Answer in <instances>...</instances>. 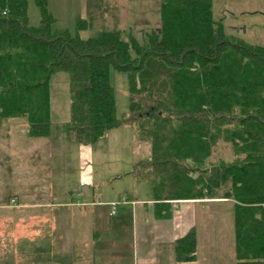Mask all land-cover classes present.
<instances>
[{"label":"trees","instance_id":"1","mask_svg":"<svg viewBox=\"0 0 264 264\" xmlns=\"http://www.w3.org/2000/svg\"><path fill=\"white\" fill-rule=\"evenodd\" d=\"M0 0V123L25 116L28 134L51 133L50 85L64 70L70 87L69 138L94 143L133 124L151 145L135 168L158 200L224 197L234 201L236 264H264V45L228 32L212 0H162L157 27L92 28L87 18L53 29L48 0ZM92 5H100L97 0ZM102 21L103 20L99 19ZM126 71L130 110L119 118L111 68ZM236 155L213 156L220 141ZM177 264H196L194 229L175 243Z\"/></svg>","mask_w":264,"mask_h":264},{"label":"crops","instance_id":"2","mask_svg":"<svg viewBox=\"0 0 264 264\" xmlns=\"http://www.w3.org/2000/svg\"><path fill=\"white\" fill-rule=\"evenodd\" d=\"M92 1L82 0L84 10L73 20L87 18ZM105 2L110 0L98 1ZM54 112L51 95L48 136H30L27 118L10 117L0 123V264H177L174 243L191 229L197 238L196 264L222 260L213 205L232 199L158 200L153 180L147 175L139 180L134 168L123 171L132 177L129 184L106 176L97 181L92 144L72 140L61 124L53 129ZM63 118L62 123L70 117L65 113ZM126 126L112 128L121 144L136 137L134 127L131 132ZM74 143L79 180L68 181L62 167L64 182L57 183L56 164H63L64 147ZM57 148L63 150L60 156ZM125 240L130 242L128 251Z\"/></svg>","mask_w":264,"mask_h":264},{"label":"rangeland","instance_id":"3","mask_svg":"<svg viewBox=\"0 0 264 264\" xmlns=\"http://www.w3.org/2000/svg\"><path fill=\"white\" fill-rule=\"evenodd\" d=\"M81 1L49 0L48 8L55 16L53 23L54 30L63 27L74 28L76 20H73L72 17L74 15L76 17L84 10L81 7ZM120 1L126 4H118V0H110V3L105 2L104 5L100 3L99 6L89 4V13L91 7L96 6L92 13L93 26L92 28L82 30L81 35L87 37L94 30L103 27H122L123 31H128L130 28L141 31L146 27H155L160 24V5L162 0ZM109 4L110 7L108 8ZM212 6L215 18L223 22L224 28L228 32L237 33L247 42L264 45V0H212ZM89 13L86 14V17L89 16ZM28 16L31 24L39 23L41 13L35 0H29ZM107 17H110L111 21L107 22ZM99 19H103V24ZM110 76L115 88L116 113L119 118H122L130 110L128 74L126 71L117 70L112 67ZM50 95H52V101L55 106L52 128L55 129L57 124H61V130L64 131L63 123L60 121L64 119L65 113L67 119L70 117L71 104L70 87L66 71L58 70L53 74ZM19 117L26 119L25 116ZM126 127L131 132L134 129L133 124H128ZM114 130L110 129L94 143H91L93 148L92 165L96 180H101L106 176L108 177L107 179L110 178V181L129 184L132 177H128L129 173H123V171L131 170L132 168L135 169L137 178L142 180L145 177L143 166L135 168V165L138 160L148 161L150 159V151L147 148L149 146L148 142L140 141L134 137L133 140L131 139V141L121 144L119 139L112 135L115 132ZM63 150L65 151L64 155H66L65 161L63 164H56L57 183L64 182V176L62 177L61 171L63 167L65 168L67 180L76 184L80 176V158L77 146L74 143V145L64 147ZM63 150L57 148V156H60ZM215 154L217 155L216 157L220 156L226 160L236 158L231 144L224 140L214 147L213 156ZM213 208L215 213L213 226L215 232L219 234L218 237L221 239L220 246L223 248L222 260L218 261V257H216L215 262L216 264H236L234 201L216 202ZM124 245L128 251L130 247L129 240H125ZM211 260L213 261V258Z\"/></svg>","mask_w":264,"mask_h":264},{"label":"water","instance_id":"4","mask_svg":"<svg viewBox=\"0 0 264 264\" xmlns=\"http://www.w3.org/2000/svg\"><path fill=\"white\" fill-rule=\"evenodd\" d=\"M141 32L143 33L144 32V29H142Z\"/></svg>","mask_w":264,"mask_h":264}]
</instances>
